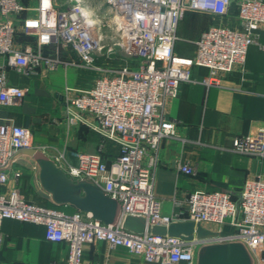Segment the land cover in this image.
<instances>
[{"label":"built area","instance_id":"obj_1","mask_svg":"<svg viewBox=\"0 0 264 264\" xmlns=\"http://www.w3.org/2000/svg\"><path fill=\"white\" fill-rule=\"evenodd\" d=\"M231 6L236 9L237 28L211 25L195 41L191 57L174 52L177 25L185 13L226 17ZM27 11L30 15L21 18ZM262 26L264 0H37L32 8L19 0H0V57L14 71L29 76L38 68L72 66L94 73L80 88L65 87L75 95L65 99L64 121L67 127L93 129L117 145L118 155L105 163L100 151H76L78 164L64 172L73 180L91 181L121 210L112 226L89 213L66 214L25 201L14 183L20 174L15 165L23 151L40 148L29 129L1 123L0 225L11 219L43 226L47 241L68 245L63 264H82V245L98 241L123 247L148 264H194L200 245L240 241L254 264H264V180L245 181L235 198L221 190L187 193L173 215L162 213L161 200L153 191L160 145L175 137V122L162 112L166 99L174 97L181 84L195 82L194 67L207 70L201 84L219 86L221 74L243 65ZM27 93V87L11 85L0 67V105H18ZM231 149L264 159V126L234 137ZM32 169H37L35 164ZM178 170L193 172L189 164ZM128 216L143 218L150 226L192 221L213 225L214 232L232 226L234 232L185 241L129 232L122 226Z\"/></svg>","mask_w":264,"mask_h":264},{"label":"crops","instance_id":"obj_2","mask_svg":"<svg viewBox=\"0 0 264 264\" xmlns=\"http://www.w3.org/2000/svg\"><path fill=\"white\" fill-rule=\"evenodd\" d=\"M36 2L27 0L24 6L32 8ZM30 13H23L21 18ZM186 24L190 28L186 29ZM219 24L238 27L235 6L230 7L226 17L185 13L177 25L174 52L191 57L201 33ZM258 33V43L247 48L243 65L221 74L219 86L201 84L207 70L194 67L195 82L181 84L176 95L166 99L162 112L165 119L175 122V137L162 141L153 173V191L161 200L163 214L177 213L181 209L177 203L182 202L187 193L221 190L235 198L245 181L264 180V159L231 149L234 137L252 134L257 127L264 126V26ZM183 38H186L184 44L177 45ZM63 58L67 57L63 54ZM71 58L75 57L71 55ZM0 67H4L11 85L28 88L18 105H0V124L11 123L29 129L33 143L47 146L46 152L40 151L63 171L67 166L78 164L73 156L76 151H100L105 163L118 155L117 145L104 140L93 129L85 125L67 127L64 121L65 99L75 95L67 93L65 87L86 85L87 79L94 76L93 72L59 66L53 71L38 68L35 75L27 76L14 71L4 57H0ZM59 153H63V158ZM31 161L21 153L15 165L20 174L14 183L25 201L45 207L52 204L54 210L84 216L86 212L52 202L38 182V167L33 170L35 163ZM181 164H189L193 172H179ZM201 226L215 231L213 225ZM44 231L41 225L4 219L0 225V264H63L68 256V245L47 241ZM82 264L148 263L123 247L112 248L98 241L82 245Z\"/></svg>","mask_w":264,"mask_h":264},{"label":"water","instance_id":"obj_3","mask_svg":"<svg viewBox=\"0 0 264 264\" xmlns=\"http://www.w3.org/2000/svg\"><path fill=\"white\" fill-rule=\"evenodd\" d=\"M23 154L31 158L38 167V182L56 205H68L75 210L91 214L92 218L105 225H116L120 218V204L89 180H73L55 165L40 150L28 149ZM123 228L129 232H150L168 235L189 241L195 237L213 235L225 237L234 232L232 226L224 225L214 232L192 221L173 222L167 227L150 226L145 219L128 216ZM194 264H254L253 259L240 241H222L200 245L195 253Z\"/></svg>","mask_w":264,"mask_h":264},{"label":"rangeland","instance_id":"obj_4","mask_svg":"<svg viewBox=\"0 0 264 264\" xmlns=\"http://www.w3.org/2000/svg\"><path fill=\"white\" fill-rule=\"evenodd\" d=\"M189 26V24H186L185 25V28L187 29V28H190V27H188ZM189 30V29H188ZM186 32V31H185ZM185 37L186 36H188V35H186L185 33H182ZM184 39H186V38H183V39H181V40H178L177 41V45H183L184 44ZM35 144V143H34ZM37 147H39V148H41L40 150H42V151H44V152H46L47 150H48V147L47 146H43V145H41V144H35ZM39 203V202H38Z\"/></svg>","mask_w":264,"mask_h":264},{"label":"trees","instance_id":"obj_5","mask_svg":"<svg viewBox=\"0 0 264 264\" xmlns=\"http://www.w3.org/2000/svg\"><path fill=\"white\" fill-rule=\"evenodd\" d=\"M19 1H20V3H21L22 5H24V4L26 3L27 0H19ZM21 37H23V36H21ZM23 39L26 40V39H29V38L23 37ZM46 206H47V208H51V209L54 207V205H52V204H47ZM71 210H72V212L74 211L73 209H71Z\"/></svg>","mask_w":264,"mask_h":264}]
</instances>
